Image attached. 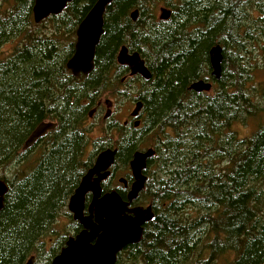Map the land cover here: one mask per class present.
<instances>
[{"label": "trees", "instance_id": "obj_1", "mask_svg": "<svg viewBox=\"0 0 264 264\" xmlns=\"http://www.w3.org/2000/svg\"><path fill=\"white\" fill-rule=\"evenodd\" d=\"M96 2L73 0L37 25L35 0H0V49L14 43L0 58V179L9 187L0 212V264H27L31 257L49 264L79 233L73 220L68 234L55 228L108 148L117 149L116 174L136 151H155L134 203L151 205L156 218L117 264H264V0L164 3L172 12L167 21L153 11L159 0H114L93 72L74 77L67 62L76 31ZM216 45L223 49L219 81L209 57ZM122 46L140 54L151 80L128 76L117 62ZM198 80L213 82L211 92H192ZM135 83L140 89L132 97ZM105 94L141 101L140 126L132 117L111 118L101 121L103 136L95 138L99 124L88 117ZM44 122L56 127L24 150ZM250 122L255 128L242 135L236 126ZM102 188L110 192V182Z\"/></svg>", "mask_w": 264, "mask_h": 264}, {"label": "water", "instance_id": "obj_2", "mask_svg": "<svg viewBox=\"0 0 264 264\" xmlns=\"http://www.w3.org/2000/svg\"><path fill=\"white\" fill-rule=\"evenodd\" d=\"M73 0H35L33 17L35 24H40L51 16L61 14ZM114 0H97L87 16L79 24L76 31V43L73 56L67 62V68L74 77L90 75L95 68V55L97 46L104 34V16L106 8ZM139 10L131 12L132 21L136 22ZM171 10H161L160 20L167 21L171 17ZM211 75L215 81L222 76L223 49L220 45L213 46L209 51ZM117 62L120 66L129 69V77L140 76L149 81L152 74L145 61L138 52L131 53L126 46H122L117 53ZM126 78L122 79L125 82ZM213 82L198 80L190 85V90L195 93H209ZM111 101H106L107 108ZM143 103H135L130 117L138 118ZM92 115V112L90 113ZM91 115H89L91 117ZM111 117L108 110L104 116ZM140 126V121L135 122V127ZM56 124L44 122L30 135L23 147L24 150L33 146L47 132L53 130ZM117 149L108 148L100 152L87 173L81 179L78 188L68 202V212L74 221L82 226V230L75 236L67 239L65 246L51 260L49 264H117L118 254L126 247L137 245L141 242L144 226L156 218L151 205L130 208L147 183L145 171L148 161L155 156L153 149L136 151L129 162L132 181L126 200L117 191L103 193L102 183L112 174L115 164ZM122 183L128 188L129 182L121 178ZM9 187L0 179V212L5 205V198ZM92 195V200L86 211V196ZM35 258L31 257L27 264H34Z\"/></svg>", "mask_w": 264, "mask_h": 264}, {"label": "rangeland", "instance_id": "obj_3", "mask_svg": "<svg viewBox=\"0 0 264 264\" xmlns=\"http://www.w3.org/2000/svg\"><path fill=\"white\" fill-rule=\"evenodd\" d=\"M177 1L178 0H159V2H157V5L153 7V11L155 12L156 17L159 18V16L161 15V8H168L164 5V3H171L172 4V3H175ZM44 27H45V29H49L50 25L47 24ZM13 46H14V43H9V44L4 45L0 49V58L7 57L10 54V52H12ZM261 78H264V73L261 75ZM126 88H128V86ZM139 89H140V87L138 86V83H135L128 90L132 93V97H136V95L139 92ZM106 101L112 102L110 108H107ZM98 102H100L102 104L103 111L100 113L99 120L97 118H93L90 120L91 123H94V124L98 123L99 124L97 127V130L94 133L95 138H99L100 136H103L102 127H101L102 123H104L105 121H108L111 118L114 121H117L119 123H124V122H126L127 118L130 117V113L133 111V109L135 107V102L132 100V98L124 97V95L120 96L119 94H116V95L105 94L104 96H102V98H100L98 100ZM108 110L111 111V117L109 119L104 120V116L106 115ZM101 121H102V123H101ZM104 125L105 124H103V126ZM236 127H237V129H239L241 131L242 135H245L249 131L248 128H255V123L250 122L247 127H242V126H236ZM127 174L131 175L129 167L126 168L124 171H120L119 173H117V176L125 178L127 176ZM66 212H67V214H65V215L63 214L60 217L59 225H57L55 228L56 232H60V233L61 232H67V234H68V231L71 230L70 223L72 224L73 219H72V216L70 215V213L68 212V209L66 210ZM48 239L49 240H48L47 249H50L52 247V245L54 244L53 242L55 240V237L50 236Z\"/></svg>", "mask_w": 264, "mask_h": 264}, {"label": "flooded vegetation", "instance_id": "obj_4", "mask_svg": "<svg viewBox=\"0 0 264 264\" xmlns=\"http://www.w3.org/2000/svg\"><path fill=\"white\" fill-rule=\"evenodd\" d=\"M162 9H164V8H161V10ZM166 9H168L169 10V8H166ZM139 16H140V14H139ZM159 19H160V16H159ZM131 53H133V52H131ZM129 76V75H128ZM103 111V106H102V104L100 103V102H98L97 104H96V106L93 108V110H92V115L91 114H89V115H91V117L89 116L88 118H89V122H90V120L91 119H93V118H97L98 120H99V116H100V113ZM131 117H129V118H127V120H126V122H124V123H127L128 121H129V119H130ZM106 118L104 117V120H105ZM136 119H138V118H136ZM137 121V120H136ZM138 121H140L139 119H138ZM140 124H141V122H140ZM98 156V155H97ZM97 158V157H96ZM96 160V159H95ZM95 162V161H94ZM117 174H116V172L114 171V169L112 168V174H111V176L106 180V181H104L103 183H102V186H103V184L104 183H106V182H110V187H111V191H113V190H115V191H124V193L126 194V197H127V194H128V191H129V189H130V183L131 182H129V185H128V188H126L122 183H120V179L122 178V177H118V176H116ZM146 176H147V174H146ZM126 178V177H125ZM103 193H106V192H103ZM119 193V192H118ZM91 200H92V195L91 194H88L87 196H86V211H85V214H87L88 213V206H89V204H90V202H91ZM137 205H135V203H132V205L130 206V208H133V207H136ZM71 215V214H70ZM72 216V215H71ZM73 219V218H72ZM74 221V220H73ZM76 224H78L79 225V227H80V231L82 230V226L78 223V222H76V221H74ZM76 235V234H75ZM74 235V236H75ZM71 237V236H70Z\"/></svg>", "mask_w": 264, "mask_h": 264}, {"label": "bare ground", "instance_id": "obj_5", "mask_svg": "<svg viewBox=\"0 0 264 264\" xmlns=\"http://www.w3.org/2000/svg\"><path fill=\"white\" fill-rule=\"evenodd\" d=\"M193 92V91H192Z\"/></svg>", "mask_w": 264, "mask_h": 264}]
</instances>
